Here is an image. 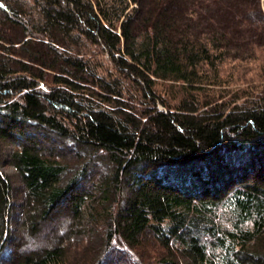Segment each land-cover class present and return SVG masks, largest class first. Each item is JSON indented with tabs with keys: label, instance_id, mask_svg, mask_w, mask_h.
Masks as SVG:
<instances>
[{
	"label": "trees",
	"instance_id": "16d2710c",
	"mask_svg": "<svg viewBox=\"0 0 264 264\" xmlns=\"http://www.w3.org/2000/svg\"><path fill=\"white\" fill-rule=\"evenodd\" d=\"M262 34L261 0H0V140L16 144L23 232L65 219L49 247L15 246L0 171V261L264 264V98L221 112L191 95ZM156 81L192 97L173 108ZM234 152L249 157L227 164Z\"/></svg>",
	"mask_w": 264,
	"mask_h": 264
},
{
	"label": "rangeland",
	"instance_id": "374dc122",
	"mask_svg": "<svg viewBox=\"0 0 264 264\" xmlns=\"http://www.w3.org/2000/svg\"><path fill=\"white\" fill-rule=\"evenodd\" d=\"M262 6L264 8V0H261ZM245 39L248 41L251 37V34L244 35ZM264 40V34L260 36ZM264 43V41H262ZM241 44V52L245 55L244 58L247 59H226L223 61L217 69L205 68L203 74L201 75L202 84L198 85L200 91L193 93V97H196L200 101L199 107L203 105H208L205 109H213L219 110L221 112L227 111L233 108H251L264 98V47H250L247 51L248 43ZM264 45V44H263ZM246 52V53H244ZM95 53V54H94ZM93 58H98V60L103 63V67L109 68L111 72H113L114 65L110 62L107 55L100 53L99 50L92 51L90 55ZM88 57V56H87ZM242 58V56H241ZM131 83V82H130ZM132 87L136 90L134 91L139 98H142V92L138 90L135 86V83H131ZM156 90L159 94L161 100L165 101L167 104L169 103L171 107H175L182 100L187 99L190 100L192 96L188 93H185L183 86L181 83H173L168 81H156ZM144 104V103H143ZM141 108L142 106L139 105ZM159 108L162 110L161 104H159ZM203 108V107H202ZM201 108V111H202ZM53 139V137H51ZM49 143V142H48ZM46 149H50V144H45ZM59 146V145H57ZM16 148V144L9 141L0 140V171L8 178L11 186H12V206H11V215H10V234L12 239L14 240L15 246H18L24 252H33L39 251L41 249H45L49 247L54 241L52 239L55 238V231H58L62 227V222L65 219H56L44 224L42 228L41 236L37 240H30L28 236H26V232H23V205L25 201V189L20 180L18 171L16 168L10 163V156ZM60 150V147L59 149ZM72 151V152H70ZM64 149L65 152H69V157H74L76 151L71 148ZM224 156V155H223ZM229 158L227 160V164H233V166H241L247 158L249 157V153L240 152V153H227L225 155ZM226 162V161H225ZM75 163V161L73 162ZM206 162L194 164V168L203 167ZM75 167V164L72 165ZM171 170H175L176 166H171ZM191 168H184L183 173L180 175L186 176L190 175ZM179 171V172H182ZM168 174V173H167ZM167 176H170L169 174ZM171 179V178H169ZM173 182V181H172ZM128 190L125 191L127 194ZM21 239L26 240V244L23 246ZM84 244L86 241L90 240L89 235L84 236ZM103 236L97 239V243H102ZM21 243V244H20ZM13 244V243H12ZM77 243L72 245L73 251L76 247ZM23 246V247H22ZM25 247V250L23 249ZM147 255L149 252L153 251V245L147 244ZM94 246L90 245V253L87 256H84V260H89L93 257L94 253H91ZM20 250V251H21ZM83 251L84 249L81 248ZM9 253L4 254L1 257L0 264H8L7 258H9ZM80 258V256H79ZM6 259V260H5Z\"/></svg>",
	"mask_w": 264,
	"mask_h": 264
}]
</instances>
